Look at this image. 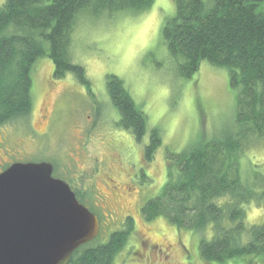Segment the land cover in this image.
I'll use <instances>...</instances> for the list:
<instances>
[{"label": "rangeland", "instance_id": "374dc122", "mask_svg": "<svg viewBox=\"0 0 264 264\" xmlns=\"http://www.w3.org/2000/svg\"><path fill=\"white\" fill-rule=\"evenodd\" d=\"M4 3L0 0V6ZM161 3L159 9L155 0L145 12H121L111 19L82 16L76 21L71 54L86 69L91 90L70 74L56 79L52 60L41 58L34 65L30 118L0 126V171L17 162L55 164L54 177L88 193L86 206L101 218L99 241L106 243L128 217L133 219L129 244L114 264H207L197 233L180 230L166 218L146 222L141 208L167 185L168 154L211 140L236 115L229 70L203 62L191 79L179 77L162 39L163 27L176 16V1ZM153 10L161 22L145 33L141 20ZM257 13H264V1ZM109 75L123 81L148 115L149 129L161 132L163 143L152 161L144 156L149 137L139 143L117 126L120 115L107 90ZM240 162L246 179L257 168L264 172V140L250 146ZM252 204L246 210L247 225H260L264 216L249 221ZM253 260L244 257L229 264H264L263 258Z\"/></svg>", "mask_w": 264, "mask_h": 264}, {"label": "trees", "instance_id": "16d2710c", "mask_svg": "<svg viewBox=\"0 0 264 264\" xmlns=\"http://www.w3.org/2000/svg\"><path fill=\"white\" fill-rule=\"evenodd\" d=\"M175 1L176 16L163 27L162 39L179 77L191 79L203 62L229 70L237 95L236 115L211 140L168 154L167 185L141 208L142 216L146 222L166 218L180 230L197 233L201 259L207 264H229L244 257L252 263L264 259V223L247 225L246 210L253 202L264 209V172L257 168L246 179L240 161L250 146L264 140V13H257L264 0ZM154 3L5 0L0 6V126L30 118L34 65L41 58L52 60L56 79L70 74L91 90L86 69L75 64L71 54L76 21L82 16L111 19L121 12H145ZM122 82L108 76L107 90L120 115L117 126L139 143L148 136L144 156L152 161L163 143L161 132L149 129L148 115ZM143 177L147 180L145 173ZM72 191L86 206L88 193L74 187ZM134 229L128 217L106 243L97 238L81 246L68 264H114ZM209 232L212 237L206 236Z\"/></svg>", "mask_w": 264, "mask_h": 264}, {"label": "water", "instance_id": "95a60500", "mask_svg": "<svg viewBox=\"0 0 264 264\" xmlns=\"http://www.w3.org/2000/svg\"><path fill=\"white\" fill-rule=\"evenodd\" d=\"M48 162L0 173V264H68L101 234L99 217Z\"/></svg>", "mask_w": 264, "mask_h": 264}, {"label": "clouds", "instance_id": "9594fccd", "mask_svg": "<svg viewBox=\"0 0 264 264\" xmlns=\"http://www.w3.org/2000/svg\"><path fill=\"white\" fill-rule=\"evenodd\" d=\"M162 6H163L162 4L157 3L156 9H159ZM159 22L161 21L157 15V11L156 10L150 11L143 16L140 24V29L144 31L145 28L151 25V30H154ZM251 208L252 210L248 212V218L250 222L254 223L257 221L259 217L264 216V209H257L254 202L251 205Z\"/></svg>", "mask_w": 264, "mask_h": 264}, {"label": "flooded vegetation", "instance_id": "af4514ba", "mask_svg": "<svg viewBox=\"0 0 264 264\" xmlns=\"http://www.w3.org/2000/svg\"><path fill=\"white\" fill-rule=\"evenodd\" d=\"M54 166V165H53ZM5 170H7V169H4V170H2V171H0V173H2V172H4ZM54 170H55V167H54ZM53 170V171H54ZM74 180V179H73ZM73 180H71V181H73ZM132 180H134V179H132ZM63 181H64V179H63ZM67 182V181H66ZM74 182V181H73ZM70 186H71V189H73V185L71 184V183H69V182H67ZM74 188H76V187H74ZM77 190H80L79 188H77Z\"/></svg>", "mask_w": 264, "mask_h": 264}, {"label": "snow or ice", "instance_id": "6c2138e0", "mask_svg": "<svg viewBox=\"0 0 264 264\" xmlns=\"http://www.w3.org/2000/svg\"><path fill=\"white\" fill-rule=\"evenodd\" d=\"M164 2H166V0H164ZM157 3H161V0H157ZM149 30H151V25H149L147 28L144 29V32L147 33Z\"/></svg>", "mask_w": 264, "mask_h": 264}]
</instances>
